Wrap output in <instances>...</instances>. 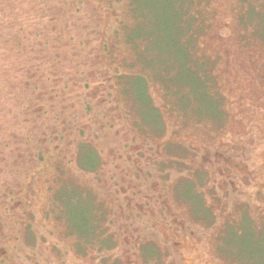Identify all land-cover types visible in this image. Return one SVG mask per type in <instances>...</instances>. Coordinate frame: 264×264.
Masks as SVG:
<instances>
[{"label": "rangeland", "instance_id": "rangeland-1", "mask_svg": "<svg viewBox=\"0 0 264 264\" xmlns=\"http://www.w3.org/2000/svg\"><path fill=\"white\" fill-rule=\"evenodd\" d=\"M96 1L106 11L107 66L126 122L131 126L134 121L141 139L170 140L162 148L167 157L164 167L159 160L148 165L151 171L161 167L154 174L164 177L170 208L195 231L198 246L204 248L200 263L194 257L192 264L257 261L263 247L251 244L244 226L245 221L264 226V193L253 190L252 180L247 183L238 167L246 164L249 171L255 169L264 179V0H186L196 18L195 29L190 26L184 36L193 40L194 62L190 64L202 78L200 88L195 87L187 62L177 57L181 48L171 41L169 30L174 25H170L165 0H143L150 21L148 33L153 36L148 49H143L144 39L136 37L141 28L132 30V0ZM9 53V47L0 43V84L4 78L15 79L18 61L7 56ZM4 73L7 76H2ZM0 90L4 92L0 99L3 139L14 131L19 152H26L23 144L33 138L23 120L28 118L24 112L28 94L21 89L9 90L6 85ZM27 123L32 127L30 121ZM253 139L255 143H250ZM177 141L181 145L174 144ZM243 144L244 157L250 155V160L242 157ZM3 150L5 163H11L10 147ZM223 152L232 163L225 162ZM208 153L211 161L187 162L199 154L207 155L208 160ZM216 153L219 155L214 156ZM97 161L92 145L86 144L78 151L74 173H79L56 163L52 167L43 164L31 174L22 202L26 222L10 225L11 240L0 264H124L121 254L133 246H123L119 240L125 237L120 217L117 220L106 202L101 208L100 203L97 206L96 194L85 188L80 177H88ZM8 174L11 172L5 169L6 178L12 179L13 173ZM228 179L252 196L230 194ZM255 198L262 203L256 204ZM232 219L236 232L227 233ZM136 230L134 238L138 237ZM150 245L147 253L155 254V245ZM157 245L162 256L152 260L153 264H178L164 245ZM230 245L234 256L227 251ZM216 251L220 259L215 257ZM137 258L139 264L146 263L138 253Z\"/></svg>", "mask_w": 264, "mask_h": 264}, {"label": "flooded vegetation", "instance_id": "flooded-vegetation-1", "mask_svg": "<svg viewBox=\"0 0 264 264\" xmlns=\"http://www.w3.org/2000/svg\"><path fill=\"white\" fill-rule=\"evenodd\" d=\"M106 47L105 41L103 48L105 55L101 56L102 62L83 65L86 69L83 73L73 74L75 77L90 79L85 81L84 87L68 89L62 82H59L62 78L73 73L72 66H59L61 61L71 58L72 50L70 52L48 51L20 54L16 57L22 58L24 61L21 60L23 62L15 65L14 81L11 78L6 80L4 78L0 84V89H4L6 85L9 90L21 89L24 90V93L28 94L27 92H29L32 96L35 90L45 92L43 98L34 99L31 102L27 96L24 103L27 104L24 112L28 118L24 117L25 122H23L28 126L27 132L31 128V134H33L32 140L28 139V143L23 144L26 147V152H19L18 135L14 131L11 130L9 136L3 139L4 131L0 124V257L4 256L3 259L7 254V247L11 240L10 225L21 220L26 222L21 214L22 202L23 193L26 192V184L29 183L31 174L34 175L39 171V167L43 164L46 166L50 164L52 167L56 163L61 164V167L67 171L72 169L74 173L77 169L75 165L79 148L81 145L89 144L97 154V167L90 170L88 177L83 174L80 177L86 183L85 188L96 194L97 206L100 203L99 207L101 208L106 202L110 210L114 211L117 220L120 217L118 221L125 237L119 240L123 246H133L132 249L123 250L121 255L124 258V264H139L137 253L144 257L145 264H153L152 260L160 259L162 256L158 248L160 246L157 245L159 242L167 248L169 253H172L178 264H192L194 257L198 259L199 263L201 261L203 253L200 251L204 248L198 246L200 241L195 235V231L176 218L168 203V197H165L167 191H164L165 184L162 183L164 177L159 179V176L154 174L156 171L160 172L161 167H152L153 171H151V167L148 165H156V161L159 160L164 167L163 163L167 157L162 148H164L163 144L170 140L151 142L146 140L145 136L141 139V133L138 131L137 133L135 130L134 121L131 126L126 122L125 113L121 112L119 108L115 85L111 81L113 77L109 74ZM58 72L63 73L59 74ZM4 75L7 76L6 73L2 74V76ZM3 94L4 92L0 90V99ZM32 106L40 107L43 111L44 115L40 122L35 119ZM96 108L99 110L95 114L92 110H96ZM28 121L32 123V127L30 123H27ZM135 122L137 123V121ZM6 128L10 129L8 126ZM38 132L40 135L37 134ZM255 141L253 139L250 143H255ZM246 142L245 140V144ZM174 144L181 145V142L177 141ZM245 144L240 146L243 150L242 157L245 160H250V155L244 157L247 154ZM7 147H10L8 154L11 153L12 159V162L8 164L4 161L3 150ZM223 154L220 153L222 158L224 156L225 162L232 163L233 159L228 156V153L225 155L223 152ZM209 155L212 154L208 153V160L207 155L199 154L197 157L189 158L187 162L205 163L211 159ZM217 155L219 153L214 156ZM235 165L238 167L240 164L236 163ZM5 169L11 174L13 173L12 175L8 174V176H12V179L6 178ZM238 169L242 170L246 182L252 180L250 182H252L253 190L264 193V179L261 174H256L255 169L249 171L246 164H242ZM156 177L159 181L155 180ZM227 182L230 194L240 193L245 198L252 196L248 189L246 191L233 180L228 179ZM255 199V203L258 205L263 201ZM205 208L208 209L210 216L209 208L207 206ZM209 219L206 220L209 221ZM165 222L169 223V226H166ZM245 222H247V225L244 226L245 231L251 244L263 247V250L257 261L254 259L249 263L245 260V263V261L237 259L230 264H264V226H254L249 221ZM244 227L241 226L239 229L243 230ZM229 229L227 233L236 232L234 220ZM134 230L138 233L136 238L133 237ZM189 234L190 238L187 237ZM148 242L155 245L157 249L155 254L147 253L148 247L153 246ZM144 244H148L147 247ZM189 244L192 247L187 249L186 246ZM227 251H230L233 256L235 255V250L231 245ZM193 252L195 253L193 254ZM215 257L220 259L218 251H216ZM3 259L0 258V263L4 261ZM204 259L205 263L206 259Z\"/></svg>", "mask_w": 264, "mask_h": 264}, {"label": "trees", "instance_id": "trees-1", "mask_svg": "<svg viewBox=\"0 0 264 264\" xmlns=\"http://www.w3.org/2000/svg\"><path fill=\"white\" fill-rule=\"evenodd\" d=\"M164 3L167 14H171L170 25H174L169 30L171 41L181 48L177 57L181 56L187 62L195 87L200 88L199 82L203 86L202 78L200 80L197 70L192 69L193 40L184 36L188 28L194 27L196 17L189 10L186 0H165ZM130 6L134 16L132 30L141 28L136 37L143 38V49H148L153 36L148 33L150 21L146 4L143 0H132ZM105 12L96 0H0V43L4 42L9 47L7 56L18 63L23 60L16 57L20 54L72 50L71 58L61 61L59 66H72L73 73L59 82L68 89L84 87L85 81L90 79L73 74L83 73L86 70L83 65L102 62L101 56L105 55ZM27 93L30 102L45 95L42 90H35L33 96ZM31 109L40 122L44 115L41 108L32 106ZM98 110L96 108L92 112L96 114Z\"/></svg>", "mask_w": 264, "mask_h": 264}]
</instances>
